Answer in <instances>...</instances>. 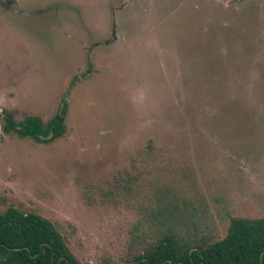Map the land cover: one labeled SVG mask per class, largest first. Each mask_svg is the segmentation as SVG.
<instances>
[{"label": "rangeland", "instance_id": "obj_1", "mask_svg": "<svg viewBox=\"0 0 264 264\" xmlns=\"http://www.w3.org/2000/svg\"><path fill=\"white\" fill-rule=\"evenodd\" d=\"M62 107L59 137L3 130ZM8 207L80 264H127L163 225L219 242L264 218V0H0Z\"/></svg>", "mask_w": 264, "mask_h": 264}, {"label": "trees", "instance_id": "obj_2", "mask_svg": "<svg viewBox=\"0 0 264 264\" xmlns=\"http://www.w3.org/2000/svg\"><path fill=\"white\" fill-rule=\"evenodd\" d=\"M62 107L44 125L29 117L16 123L2 116L5 132L40 140L41 136L63 134ZM174 206L166 211L173 216ZM226 241V242H225ZM225 242V243H224ZM0 264H80L65 245L61 233L46 219L14 207L0 212ZM127 264H264V218L230 219L225 239L214 242L206 234H180L170 225L145 238Z\"/></svg>", "mask_w": 264, "mask_h": 264}, {"label": "water", "instance_id": "obj_3", "mask_svg": "<svg viewBox=\"0 0 264 264\" xmlns=\"http://www.w3.org/2000/svg\"><path fill=\"white\" fill-rule=\"evenodd\" d=\"M225 242H226V241H225ZM225 242H224V243H225Z\"/></svg>", "mask_w": 264, "mask_h": 264}]
</instances>
